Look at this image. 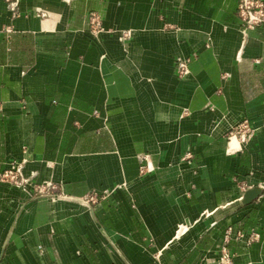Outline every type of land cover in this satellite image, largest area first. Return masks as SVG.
<instances>
[{
    "label": "crops",
    "instance_id": "0c3cea01",
    "mask_svg": "<svg viewBox=\"0 0 264 264\" xmlns=\"http://www.w3.org/2000/svg\"><path fill=\"white\" fill-rule=\"evenodd\" d=\"M238 1L0 0V172L27 182H0V264H264V190L241 202L264 186V24Z\"/></svg>",
    "mask_w": 264,
    "mask_h": 264
},
{
    "label": "built area",
    "instance_id": "2783aa9c",
    "mask_svg": "<svg viewBox=\"0 0 264 264\" xmlns=\"http://www.w3.org/2000/svg\"><path fill=\"white\" fill-rule=\"evenodd\" d=\"M11 1V6H16L17 0ZM238 15L242 22V26L246 30H253L264 24V0H239L238 1ZM91 31L97 34L103 28L100 26L98 18L92 15L90 18ZM190 70L187 62H181L179 64V74L185 76L189 74ZM249 134V125L247 122H242L235 126L230 132V138L233 137H247ZM0 182L11 183L15 186H22L26 183L23 182L21 177V168L12 164L2 172H0ZM48 189H54L52 183L41 184L38 191L46 192ZM258 234H254V239ZM219 264H235L234 254L226 247L221 248V255L219 258Z\"/></svg>",
    "mask_w": 264,
    "mask_h": 264
},
{
    "label": "water",
    "instance_id": "95a60500",
    "mask_svg": "<svg viewBox=\"0 0 264 264\" xmlns=\"http://www.w3.org/2000/svg\"><path fill=\"white\" fill-rule=\"evenodd\" d=\"M264 190V186H260V187H252L249 188L248 190H246V192L243 194V196L241 197V202L248 204L252 201H254L255 199H257ZM210 213H205V216H208ZM191 226L187 227L183 232H181L178 237L182 236L183 234L187 233L190 230Z\"/></svg>",
    "mask_w": 264,
    "mask_h": 264
},
{
    "label": "bare ground",
    "instance_id": "6f19581e",
    "mask_svg": "<svg viewBox=\"0 0 264 264\" xmlns=\"http://www.w3.org/2000/svg\"><path fill=\"white\" fill-rule=\"evenodd\" d=\"M234 139H235V137H234ZM236 140V139H235Z\"/></svg>",
    "mask_w": 264,
    "mask_h": 264
}]
</instances>
